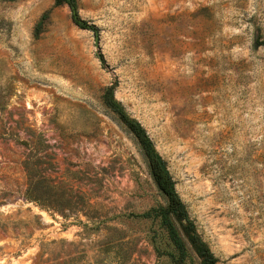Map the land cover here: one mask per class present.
Here are the masks:
<instances>
[{"label":"rangeland","instance_id":"rangeland-1","mask_svg":"<svg viewBox=\"0 0 264 264\" xmlns=\"http://www.w3.org/2000/svg\"><path fill=\"white\" fill-rule=\"evenodd\" d=\"M73 5L88 27L67 1L0 0V264H199L113 82L217 264H264V0ZM27 153L61 207L24 196Z\"/></svg>","mask_w":264,"mask_h":264},{"label":"trees","instance_id":"trees-1","mask_svg":"<svg viewBox=\"0 0 264 264\" xmlns=\"http://www.w3.org/2000/svg\"><path fill=\"white\" fill-rule=\"evenodd\" d=\"M61 1H67L71 7L73 0H55L56 4ZM73 20L80 27H88L89 24L81 18L74 17ZM261 42L255 41L253 46L257 47ZM116 82L106 86L103 92L105 103L115 113L116 117L127 127L134 135L140 149L146 159L149 172L158 187L159 191L164 196V204L159 208V216L161 224L167 231V234L173 245L179 250L181 255L184 254L186 244L196 254L199 259V264H217L218 258L197 230L196 224L188 214L187 207L178 194L175 187V180L168 168L166 159L156 149L154 142L149 135L144 125L135 117L129 115L124 109L119 100L114 97V88ZM26 174L27 186L24 196L29 199H41L53 207H61V203L53 204L48 200L49 187L47 185H38L33 182L36 177L37 170L33 168L30 154H26L22 160ZM45 176L41 175L38 182L44 180Z\"/></svg>","mask_w":264,"mask_h":264},{"label":"water","instance_id":"water-1","mask_svg":"<svg viewBox=\"0 0 264 264\" xmlns=\"http://www.w3.org/2000/svg\"><path fill=\"white\" fill-rule=\"evenodd\" d=\"M72 13H73V16H74V17H77V16H78V14H77V12H76V10H75L73 4H72ZM95 43H96V46L99 45V44H98V40H97V38H96V40H95Z\"/></svg>","mask_w":264,"mask_h":264}]
</instances>
